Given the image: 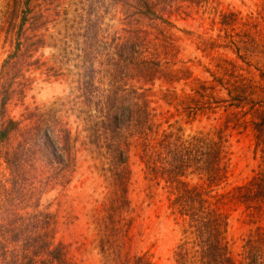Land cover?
<instances>
[{
    "label": "trees",
    "instance_id": "trees-1",
    "mask_svg": "<svg viewBox=\"0 0 264 264\" xmlns=\"http://www.w3.org/2000/svg\"><path fill=\"white\" fill-rule=\"evenodd\" d=\"M93 4L92 20L88 23L91 32L102 31L106 16L118 25L117 31L106 32L107 53L98 51L100 42L89 34L84 43L88 64L103 66V76L117 81L115 86L109 83L94 94L100 92L103 96L104 100L97 101L101 106L119 109V117L115 116L103 131L129 132L122 141L110 144L113 156L109 165L119 170L128 159L131 146H136L139 161L147 159L148 182L163 184L171 215L195 235L192 248L198 250L194 252L198 256L191 264H264V229L259 225L264 215V55H247L248 61L239 66L220 60L222 66H215L214 74L206 71L208 81L192 79L190 93L179 98L182 88L177 86L190 85L191 73L183 60H177L180 38L170 33L176 30L171 18L213 13L215 0H94ZM234 25L235 22L225 23L218 37L220 45L209 44L207 50L247 52V47L257 45L255 39L260 42L257 36L262 35L264 40V34L258 31L254 35L244 30L236 33ZM20 28L23 29L18 30L17 40L10 41L15 42L14 49L39 48L40 37L33 31L35 28ZM128 81L132 85H127ZM157 82L161 83L159 91L165 92L161 101L171 105L175 116L180 117L173 126L167 120L156 122L157 110L149 96ZM220 93L225 94V99L217 98ZM13 97L10 81L0 78V167L4 165L6 171L0 173V264H74L67 257L64 243L56 239L55 215L36 212L24 217L2 210L37 191L27 182L34 178L31 173L36 174V163L46 167L49 180L56 181L66 175V167L59 160L71 158L67 134L64 136V131L57 129L53 117L42 118L38 111L28 121H15L8 116L7 106ZM183 116L190 117L192 122L205 117L214 125L208 132L185 137L178 127ZM24 121L27 123L22 126ZM231 135H236L238 141H248L247 152L253 165L242 184L224 193L227 189L222 185L227 180L230 162L225 144ZM11 136L18 139L11 140ZM101 142L103 148H109L107 141ZM120 182L121 178L123 199L114 197L122 201L108 207L104 211L106 217L99 222V254L103 264H151L145 254L131 250L133 240L141 233L131 235L135 210L126 201L127 178ZM235 212L243 215V223L251 229L240 239L241 251L234 258L226 233L229 218ZM197 241L200 245L204 242L206 247L196 245ZM185 250L180 247V252ZM182 258L183 264H187L184 253Z\"/></svg>",
    "mask_w": 264,
    "mask_h": 264
},
{
    "label": "rangeland",
    "instance_id": "rangeland-1",
    "mask_svg": "<svg viewBox=\"0 0 264 264\" xmlns=\"http://www.w3.org/2000/svg\"><path fill=\"white\" fill-rule=\"evenodd\" d=\"M93 1L0 0V78L10 81L11 90L14 91L7 114L15 121L27 120L36 111L42 118L46 115L53 117L57 129L64 131V136L67 134L65 139L71 157L69 161L59 160L66 167V175L56 181L49 180L50 173L46 172V167L36 163V174L31 173L34 178H28L27 182L37 191L28 193L19 203L2 210L24 217L36 212L55 215L58 227L56 239L66 246L68 259L74 264H103L96 245L99 224L106 217L104 211L122 201L114 196L123 199L124 191L119 178L120 183L127 178L126 201L131 202L136 217L131 235L141 233L131 244L132 252L145 254L151 264H183L184 253L187 264H191L198 256L194 253L198 250L192 248L195 235L186 224L171 215L168 193L162 189L163 184L148 182L145 174L147 159L139 161L136 146H131L128 159L126 162L124 160L119 170L109 165L113 156L110 144L122 141L129 132L103 131L115 120V116L119 117V109L101 106L97 101L104 100L103 96L100 92L94 94L109 83L115 86L117 81H112L106 74L103 76V66L88 64L89 57L83 52L84 43H87L85 36L89 34L90 38L100 42L98 51L107 53L106 32L117 31L118 25L106 16L102 31L96 34L93 29L91 32L88 23L92 20ZM212 12L214 14L193 13L171 18L176 30L170 33L180 38L177 45L181 53L177 60H183L191 73L188 83L192 79L208 81L210 78L206 71L214 74L215 66H222L220 60L239 66L248 61L245 58L247 55H264L262 35L257 36L260 42L255 39L256 46L247 47V52L207 50L209 44L220 45L218 37L225 23L235 22L233 28L236 33L244 30L251 35L257 31L264 34V0H215ZM39 15L46 18L40 19ZM222 15L226 18L222 19ZM20 26L28 31L35 28L33 31L39 33L40 37L39 48L34 51L14 49L15 42L10 41L11 38L17 40L18 30L23 29ZM250 27L256 30H250ZM126 74L131 76L130 72ZM191 83L185 87L177 86V89L182 88L179 98L190 93ZM160 84H155L154 93L151 92L149 96L152 107L157 110L156 122L167 120V124L173 126L180 117L175 116L171 105L161 101L165 92L159 91ZM127 85H132V82L128 81ZM225 97L224 93H220L217 98ZM182 119L178 127L185 137L208 132L214 125L205 117H198L193 122L190 117L183 116ZM14 139L18 137L11 136V140ZM101 141H107L109 148H103ZM225 146L230 154V162L227 180L222 185L227 189L224 193L242 184L253 165L247 152L248 141H238L236 135H231ZM4 169L2 165L0 173L6 174ZM195 182L191 181L192 184ZM242 217L239 212L232 213L226 233L234 258L241 251L240 239H244L251 229L243 223ZM259 225L264 229V215ZM195 243L206 247L204 242L201 245L198 241ZM180 247L184 250L186 247V250L180 252Z\"/></svg>",
    "mask_w": 264,
    "mask_h": 264
}]
</instances>
